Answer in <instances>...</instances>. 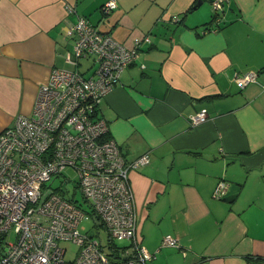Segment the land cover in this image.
<instances>
[{
    "label": "crops",
    "instance_id": "0c3cea01",
    "mask_svg": "<svg viewBox=\"0 0 264 264\" xmlns=\"http://www.w3.org/2000/svg\"><path fill=\"white\" fill-rule=\"evenodd\" d=\"M105 1L0 0V131L71 67L78 15L127 46L149 35L99 105L123 156L149 155L129 172L146 264H264V0H228L217 23L212 0H116L104 17ZM246 71L257 78L239 87Z\"/></svg>",
    "mask_w": 264,
    "mask_h": 264
},
{
    "label": "built area",
    "instance_id": "2783aa9c",
    "mask_svg": "<svg viewBox=\"0 0 264 264\" xmlns=\"http://www.w3.org/2000/svg\"><path fill=\"white\" fill-rule=\"evenodd\" d=\"M227 1L212 0L217 22ZM116 6V0H106L102 15ZM70 33L74 42L66 61L71 67H52L37 89L32 113L17 115L13 125L0 131V264H146L153 253L137 235L129 172L148 163L149 155L127 160L107 135L108 123L100 116L99 105L136 58L141 43L150 38L134 37L127 46L83 15L77 16ZM82 60H90L84 69ZM256 78L255 71L234 76L239 87ZM206 117L200 110L190 120L198 123ZM64 168L78 177L75 186L81 203L46 191V183ZM227 185L220 178L213 195L222 197ZM89 217L95 233L78 228ZM99 226L106 230V244ZM63 241L77 245L73 259H65ZM161 244L178 246L179 241L168 233Z\"/></svg>",
    "mask_w": 264,
    "mask_h": 264
},
{
    "label": "rangeland",
    "instance_id": "374dc122",
    "mask_svg": "<svg viewBox=\"0 0 264 264\" xmlns=\"http://www.w3.org/2000/svg\"><path fill=\"white\" fill-rule=\"evenodd\" d=\"M207 5V1L204 2L201 7H199V11L205 8ZM211 8L213 9L212 3ZM214 12V9H213ZM90 63V60H82L81 61V69H84L86 65ZM69 179H67V178ZM76 173L71 168H64L60 174L54 175L47 183H46V191L54 190L62 194L64 197L69 198L71 200H75L77 203H81L83 201L82 194L80 189L75 186V181L77 180ZM84 207L87 208L85 203H82ZM78 228L81 232H89L95 233L96 229L94 227V221L91 217L87 219H82L78 225ZM99 236L101 237L102 243L106 244L107 242V233L103 227L98 228ZM125 241H117L118 244H122ZM61 245L66 247V255L65 259L70 260L73 259L77 250V245L71 241H63ZM108 248V247H107Z\"/></svg>",
    "mask_w": 264,
    "mask_h": 264
},
{
    "label": "trees",
    "instance_id": "16d2710c",
    "mask_svg": "<svg viewBox=\"0 0 264 264\" xmlns=\"http://www.w3.org/2000/svg\"><path fill=\"white\" fill-rule=\"evenodd\" d=\"M211 3H212V1H211ZM216 16H217V14L215 13V11L213 12V15H212V18H211V22H215V23H217V21H216ZM209 28V27H208Z\"/></svg>",
    "mask_w": 264,
    "mask_h": 264
},
{
    "label": "water",
    "instance_id": "95a60500",
    "mask_svg": "<svg viewBox=\"0 0 264 264\" xmlns=\"http://www.w3.org/2000/svg\"><path fill=\"white\" fill-rule=\"evenodd\" d=\"M200 3H201V0H197V1L193 4V6H192L191 9H195L198 5H200Z\"/></svg>",
    "mask_w": 264,
    "mask_h": 264
}]
</instances>
